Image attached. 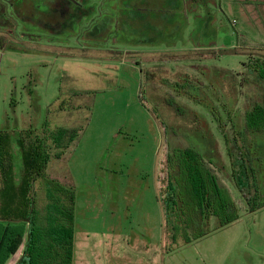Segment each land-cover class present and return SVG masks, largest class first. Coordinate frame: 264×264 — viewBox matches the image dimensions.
Masks as SVG:
<instances>
[{
  "label": "rangeland",
  "instance_id": "rangeland-1",
  "mask_svg": "<svg viewBox=\"0 0 264 264\" xmlns=\"http://www.w3.org/2000/svg\"><path fill=\"white\" fill-rule=\"evenodd\" d=\"M113 1L102 0L97 30L49 12V31H0V130L82 129L46 170L75 192L72 264H264V208L219 228L211 219L199 238L168 235L157 188L167 147L205 155L210 115L227 123L262 102L243 63L244 53L264 55V0H180L128 25Z\"/></svg>",
  "mask_w": 264,
  "mask_h": 264
},
{
  "label": "trees",
  "instance_id": "trees-1",
  "mask_svg": "<svg viewBox=\"0 0 264 264\" xmlns=\"http://www.w3.org/2000/svg\"><path fill=\"white\" fill-rule=\"evenodd\" d=\"M156 7L136 5L134 17L151 18L148 10ZM153 17L155 23L168 21L161 14ZM8 19L0 17V29L9 25ZM244 54L248 57L243 70L264 92V55ZM261 100L252 106L254 111L228 119L229 124L219 114L218 120L210 115L213 127L205 121L199 131L209 143V153L202 155L193 147L166 148L157 188L166 227L173 223L166 228L168 235L182 231L199 238L209 232L211 219L219 228L242 213L264 208V97ZM58 111L66 110L61 105ZM213 128L220 135L225 160ZM45 131L39 136L33 129L0 130V264H72L75 192L46 170L51 160L65 155L82 129L58 128L48 135Z\"/></svg>",
  "mask_w": 264,
  "mask_h": 264
},
{
  "label": "flooded vegetation",
  "instance_id": "flooded-vegetation-1",
  "mask_svg": "<svg viewBox=\"0 0 264 264\" xmlns=\"http://www.w3.org/2000/svg\"><path fill=\"white\" fill-rule=\"evenodd\" d=\"M29 0H2L0 3V17H9L8 23L4 28H1L6 33H8L10 36H12L13 31L18 28L20 35L23 36H31L29 34H23L27 29V27L30 28H36V29H42L49 31L53 29L57 24H54L53 21H51L49 12H53L58 15V20L65 19L68 23V26L71 28H75L74 25L77 27L81 24L90 22V27L95 26V29L97 30V24L94 22L93 17H98L99 14L102 15L103 7H102V0H34V2L30 3ZM5 4L7 7L4 8L2 5ZM110 5V4H109ZM114 10V16L113 17H124L123 20H121L120 24L123 23L129 24L131 22V18L134 17L135 7L136 5L140 6H152V5H159L160 10H170L174 11L173 9H178L181 6L180 0H116L113 1L111 4ZM30 7L33 10V13H40L37 14L39 18H35L33 20H30L27 18L25 14L29 15L28 13H21V11H25V7ZM125 8V10H120L121 8ZM3 7V9H2ZM10 9V14H8L6 11L7 9ZM133 8V9H132ZM23 9V10H22ZM99 12V14H97ZM163 14V13H162ZM178 15V14H176ZM33 17V16H32ZM44 17V18H42ZM163 17H166L163 15ZM42 18V19H41ZM145 17L144 19H146ZM64 20V23H65ZM147 20L150 22L149 18ZM161 22V21H160ZM87 28L88 29H90ZM32 37H37L32 35Z\"/></svg>",
  "mask_w": 264,
  "mask_h": 264
}]
</instances>
